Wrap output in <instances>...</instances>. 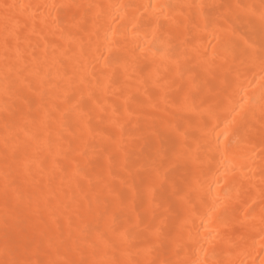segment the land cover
Listing matches in <instances>:
<instances>
[{
    "label": "bare ground",
    "instance_id": "bare-ground-1",
    "mask_svg": "<svg viewBox=\"0 0 264 264\" xmlns=\"http://www.w3.org/2000/svg\"><path fill=\"white\" fill-rule=\"evenodd\" d=\"M0 264H264V0H0Z\"/></svg>",
    "mask_w": 264,
    "mask_h": 264
}]
</instances>
